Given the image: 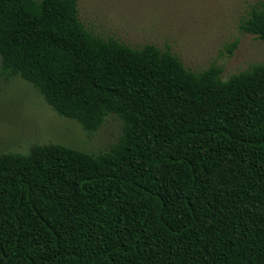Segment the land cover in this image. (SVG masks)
Listing matches in <instances>:
<instances>
[{
	"label": "trees",
	"instance_id": "trees-1",
	"mask_svg": "<svg viewBox=\"0 0 264 264\" xmlns=\"http://www.w3.org/2000/svg\"><path fill=\"white\" fill-rule=\"evenodd\" d=\"M77 4L0 0V75L122 133L0 153V264H264V65L191 70L95 35ZM241 28L264 41V0Z\"/></svg>",
	"mask_w": 264,
	"mask_h": 264
},
{
	"label": "rangeland",
	"instance_id": "rangeland-1",
	"mask_svg": "<svg viewBox=\"0 0 264 264\" xmlns=\"http://www.w3.org/2000/svg\"><path fill=\"white\" fill-rule=\"evenodd\" d=\"M262 1L78 0L77 7L80 21L97 36L134 48L153 44L191 70L217 65L228 78L264 65V41L241 28ZM122 125L110 113L97 130L87 131L59 115L31 83L0 75V153H28L33 144L53 142L98 154L118 140Z\"/></svg>",
	"mask_w": 264,
	"mask_h": 264
}]
</instances>
